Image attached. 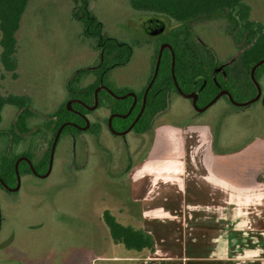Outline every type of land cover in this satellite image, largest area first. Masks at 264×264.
Instances as JSON below:
<instances>
[{
    "label": "rangeland",
    "instance_id": "rangeland-1",
    "mask_svg": "<svg viewBox=\"0 0 264 264\" xmlns=\"http://www.w3.org/2000/svg\"><path fill=\"white\" fill-rule=\"evenodd\" d=\"M247 1L254 20L264 23V0ZM92 8L107 34L133 46L129 64L113 73L114 86L139 91L150 75L157 41L148 36L149 29H143L149 26L147 17L133 12L128 0H96ZM70 13L69 0H31L16 36V77L5 71L0 60V95H26L41 113L53 111L66 100L65 83L70 74L96 61V51ZM206 25L200 31L202 41L220 60H235L238 52L230 43L225 22ZM91 81L88 78L86 83ZM259 85L264 94V79ZM193 112L189 97L177 95L158 120L210 124L216 144L224 147L264 137L261 102L234 112L220 98L201 115L194 117ZM15 113L14 108L6 106L0 128H7ZM107 116L102 108L88 117L101 122L103 129L98 136L62 139L48 175H25L11 193L0 189V264H91L95 256L110 253L103 212L134 209L129 207V190L123 181L126 158L142 159L153 136L113 135L105 127ZM35 143L33 139L22 143L16 153L31 150L39 158L47 145Z\"/></svg>",
    "mask_w": 264,
    "mask_h": 264
},
{
    "label": "trees",
    "instance_id": "trees-1",
    "mask_svg": "<svg viewBox=\"0 0 264 264\" xmlns=\"http://www.w3.org/2000/svg\"><path fill=\"white\" fill-rule=\"evenodd\" d=\"M94 1L69 0L70 16L81 24L84 38L96 51V61L70 74L65 83L64 102L51 112L41 113L26 95H0V126L4 108L11 106L16 110L10 125L0 128V189L6 192L13 191L4 185L11 190L16 188L18 175L47 173L52 145L63 125L56 146L64 138L98 136L103 129L101 122L89 119L88 124L86 120L93 113L92 107L108 112L105 127L111 134L120 136L126 133L152 136L158 118L168 111L172 98L182 94L189 97L197 111L220 98L234 112L256 102H261L264 108V94L259 85L260 79H264V23L254 20L253 8L247 0H128L133 12L147 17L149 26L143 29H149L148 36L157 40L150 75L137 92L114 86L113 73L129 64L133 46L105 32L103 23L94 14ZM30 2L0 0V60L13 77L18 66L16 36ZM220 20L227 25L230 43L238 52L232 62L220 60L215 50L200 38V31L209 26L206 24ZM164 44L170 49L162 48ZM88 78L92 81L86 83ZM258 88L260 97L254 101ZM222 91L229 96H219ZM193 96H196L195 102ZM71 100L69 110L66 101ZM30 139L47 145L39 158L31 150L16 153V148ZM21 157L27 158L30 164L21 160L16 171ZM102 217L114 243L128 250L153 251L151 235L120 224L107 210ZM1 219L0 210V226Z\"/></svg>",
    "mask_w": 264,
    "mask_h": 264
},
{
    "label": "crops",
    "instance_id": "crops-1",
    "mask_svg": "<svg viewBox=\"0 0 264 264\" xmlns=\"http://www.w3.org/2000/svg\"><path fill=\"white\" fill-rule=\"evenodd\" d=\"M191 106L194 117L205 111ZM152 136L147 154L124 168L134 209L109 212L151 235L154 249L110 237V253L91 264H264V137L224 147L210 124L159 120Z\"/></svg>",
    "mask_w": 264,
    "mask_h": 264
},
{
    "label": "water",
    "instance_id": "water-1",
    "mask_svg": "<svg viewBox=\"0 0 264 264\" xmlns=\"http://www.w3.org/2000/svg\"><path fill=\"white\" fill-rule=\"evenodd\" d=\"M159 27H160V31H162V30H163V25L160 24ZM162 48H169V49H170V46L167 45V44H164V45H162ZM160 57H161V51L159 52V58H160ZM158 64H159V61H158L157 65H158ZM173 71H174V60H173V62H172V73H173ZM155 76H156V73H155ZM152 82H153V81H152ZM176 87H177L178 91L181 93V91L179 90L177 84H176ZM98 90H99V89H97L96 92H97ZM258 92H259V93H258V96L254 99V101L257 100V99L260 97V89H259V88H258ZM182 95H183V94H182ZM222 95H228V96H229V93L226 92V91H222V92L219 93V96H222ZM193 99H194L193 102H195V101H196V96H193ZM215 101H216V99L212 100V101H211L206 107H204L203 109H200L199 111H204V110H206L208 107H210L211 105H213ZM231 101H232V100H231ZM232 103H233V101H232ZM70 104H71V103H70ZM70 104H68V109H69V110H71ZM63 126H64V125H63ZM63 126H62V127H63ZM62 127L59 129V131H58V133H57V135H56V137H55V140H54V142H53V145H52V150H51V156H50V163H49L48 171H47V173H46L45 175H42V177L48 175L49 172H50V170H51V166H52V162H53V157H54V153H55V148H56V143H57V140H58V137H59V134H60V132H61ZM21 160H26V158H20V159L17 161V163H16V171H17V168H18V163H19ZM17 179H18V184H17V186H16L15 189L11 190V189L7 188V187L3 184V185H4V188L7 189V190H9V191H15V190H17L18 187H19V184H20V178H19V176H17ZM1 183H2V182H1Z\"/></svg>",
    "mask_w": 264,
    "mask_h": 264
},
{
    "label": "flooded vegetation",
    "instance_id": "flooded-vegetation-1",
    "mask_svg": "<svg viewBox=\"0 0 264 264\" xmlns=\"http://www.w3.org/2000/svg\"><path fill=\"white\" fill-rule=\"evenodd\" d=\"M182 96H183V95H182ZM70 102L72 103V100H71ZM92 111H93V112L96 111V107H92ZM86 120H87V123L89 124V119L86 118ZM126 134H128V133H126ZM126 134H125V135H126ZM113 135H116V134H113ZM21 158H25V157H21ZM25 161H27V162L30 164V162L28 161L27 158H26ZM126 161H127V163H128L129 161H131V158H130V157L126 158ZM25 175H30V174L27 173V174H24V175H22V176H20V175H18V176H19V178L21 179V177H23V176H25ZM37 176H39V175H37Z\"/></svg>",
    "mask_w": 264,
    "mask_h": 264
}]
</instances>
